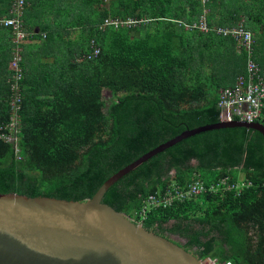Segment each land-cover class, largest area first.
<instances>
[{
    "label": "trees",
    "instance_id": "16d2710c",
    "mask_svg": "<svg viewBox=\"0 0 264 264\" xmlns=\"http://www.w3.org/2000/svg\"><path fill=\"white\" fill-rule=\"evenodd\" d=\"M12 2L0 0V17ZM203 17L209 31L195 27ZM24 23L30 36L19 44L0 26V124L10 119L18 47L24 76L22 159L0 139V194L84 202L147 152L220 123L221 90L247 74L248 58L217 28L251 31L264 68V0H27ZM93 42L101 55L78 62ZM197 178L226 184L142 215L150 196ZM103 202L200 258L264 264V137L235 128L188 138L117 181Z\"/></svg>",
    "mask_w": 264,
    "mask_h": 264
},
{
    "label": "water",
    "instance_id": "95a60500",
    "mask_svg": "<svg viewBox=\"0 0 264 264\" xmlns=\"http://www.w3.org/2000/svg\"><path fill=\"white\" fill-rule=\"evenodd\" d=\"M235 128L264 137L259 122L221 121L185 131L113 174L84 202L0 194V264H202L192 251L103 199L117 181L182 141Z\"/></svg>",
    "mask_w": 264,
    "mask_h": 264
},
{
    "label": "built area",
    "instance_id": "2783aa9c",
    "mask_svg": "<svg viewBox=\"0 0 264 264\" xmlns=\"http://www.w3.org/2000/svg\"><path fill=\"white\" fill-rule=\"evenodd\" d=\"M27 0H13L10 6L9 17H0V26L10 28L14 35V43L19 44L30 36V33L25 29L24 12ZM118 24V22H114ZM112 24L107 21L105 26ZM203 31H209L206 17L201 19L200 25L195 26ZM217 32L223 35H231L242 45L243 50L247 53V74L239 75L232 86H227L221 90L219 107L222 110V121H240L253 123L258 122L264 114V68L253 59L252 51L255 43L253 34L243 25L237 29L217 28ZM21 50L18 47L9 70L14 72L11 88L14 91V96L11 97L9 109L10 119L7 123L0 124V139L11 144L14 148V154L17 159H22L20 154V139L22 131L21 103L18 90L23 79V71L21 69ZM101 55V48L95 42L92 44L90 53L78 58V62L83 60L93 61ZM226 184L223 180L220 184H212L207 186L201 179H195L188 186H183L176 183L171 186L164 194L152 195L146 202L142 215L146 217L147 213L152 208L168 207L176 201L183 202L191 200L209 192H218L221 186ZM244 185V184H242ZM231 188H234L232 185ZM239 188V185H237ZM202 264H235L232 260H221L218 257L207 256L201 258Z\"/></svg>",
    "mask_w": 264,
    "mask_h": 264
},
{
    "label": "rangeland",
    "instance_id": "374dc122",
    "mask_svg": "<svg viewBox=\"0 0 264 264\" xmlns=\"http://www.w3.org/2000/svg\"><path fill=\"white\" fill-rule=\"evenodd\" d=\"M253 36H254V34H253ZM28 43H29V41L26 42V44H28ZM106 96H107V97H110V90H106ZM192 163H193V164H196L197 162H196L195 160H193ZM174 173H175V171H173V174H174ZM173 238L178 239V241H180V242H182V243L185 242V239L179 237L178 235H174Z\"/></svg>",
    "mask_w": 264,
    "mask_h": 264
},
{
    "label": "clouds",
    "instance_id": "9594fccd",
    "mask_svg": "<svg viewBox=\"0 0 264 264\" xmlns=\"http://www.w3.org/2000/svg\"><path fill=\"white\" fill-rule=\"evenodd\" d=\"M251 32V31H250ZM252 33V32H251ZM253 34V33H252ZM254 37V36H253Z\"/></svg>",
    "mask_w": 264,
    "mask_h": 264
}]
</instances>
